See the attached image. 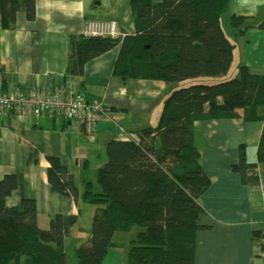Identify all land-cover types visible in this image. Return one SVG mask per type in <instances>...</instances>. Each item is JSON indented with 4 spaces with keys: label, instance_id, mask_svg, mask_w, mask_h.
<instances>
[{
    "label": "trees",
    "instance_id": "1",
    "mask_svg": "<svg viewBox=\"0 0 264 264\" xmlns=\"http://www.w3.org/2000/svg\"><path fill=\"white\" fill-rule=\"evenodd\" d=\"M37 1L0 0L3 28H13L19 13L33 21ZM229 4L230 0H131L135 34L71 35L67 72L82 78L89 62L119 47L113 75L124 83L155 80L172 85L227 74L235 49L222 24ZM247 20L233 16L231 25L244 34L252 27ZM259 29L264 30V21ZM221 118L263 121L264 75H253L242 65L235 78L170 91L157 125L108 142L96 188L88 181L80 193L64 161L48 157L52 190L73 197L79 215H56L47 229L38 224L34 198L7 205L19 179L5 175L0 180V264H67L65 241L90 204L96 207L90 237L75 249L77 264H102L115 234L134 227L142 230L131 241L129 264H194L197 232L206 229L199 223L205 209L198 199L211 185L201 165L194 124ZM245 150L240 147L232 170L244 185H257L256 164L247 161ZM258 161L264 162V132ZM191 179H197L194 185L188 183Z\"/></svg>",
    "mask_w": 264,
    "mask_h": 264
},
{
    "label": "crops",
    "instance_id": "2",
    "mask_svg": "<svg viewBox=\"0 0 264 264\" xmlns=\"http://www.w3.org/2000/svg\"><path fill=\"white\" fill-rule=\"evenodd\" d=\"M233 16L246 17L252 27L239 34L240 29L231 25ZM88 21H114L122 37L136 32L131 0H38L33 21L19 13L15 26L8 29L3 28L0 15L3 92L74 89L89 100H102L107 105L106 118L94 127L93 137L83 125L56 115L35 116L28 109L21 117L0 115V180L8 174H16L19 179L7 205L18 206L23 197L34 198L38 224L43 229L49 228L56 215H79L73 197L52 190L48 157L64 161L82 193L88 172L97 173L106 162L108 142L127 139L131 132L157 125L170 93V86L162 81L124 83L115 77L119 47L89 62L82 78L68 74L69 38L84 34ZM263 21L264 0H230L222 24L235 45L231 65V69L235 65L234 76L242 65L253 75H264V30L259 29ZM263 132L264 120L221 118L195 122V142L211 185L198 199L205 209L199 223L206 229L197 232L194 264H263L260 234H264V162L258 161ZM241 146L246 149L247 161L256 164L257 185H244L240 174L232 170L239 162ZM196 181L188 183L194 185ZM90 210L84 207L91 221ZM89 237L88 231L80 243Z\"/></svg>",
    "mask_w": 264,
    "mask_h": 264
},
{
    "label": "built area",
    "instance_id": "3",
    "mask_svg": "<svg viewBox=\"0 0 264 264\" xmlns=\"http://www.w3.org/2000/svg\"><path fill=\"white\" fill-rule=\"evenodd\" d=\"M84 34L112 38L122 35L118 24L114 21H88L85 24ZM27 109L35 116L47 113L81 124L91 137L94 127L107 115L105 101L89 100L86 95L74 89H61L49 93L39 88H29L5 93L0 88V115L16 114L21 117L25 115ZM261 243L260 257L264 264V238L261 239Z\"/></svg>",
    "mask_w": 264,
    "mask_h": 264
},
{
    "label": "rangeland",
    "instance_id": "4",
    "mask_svg": "<svg viewBox=\"0 0 264 264\" xmlns=\"http://www.w3.org/2000/svg\"><path fill=\"white\" fill-rule=\"evenodd\" d=\"M234 67H235V65L233 66L232 69L230 68V70L227 74H224V75H221L218 77L203 76V77L186 79V80H183L181 82L169 85L170 90L171 91L175 90V89L177 90L180 88L188 87L191 85H198V84L213 85V84H217L219 82H223V81L235 78L237 75L236 76L233 75ZM216 79H220V80H216ZM170 90H169V92H170ZM87 176H88V179L86 180V182H88V181L92 182L94 184L95 188L98 187L97 173H93L92 171H89ZM84 205H86V204L82 203V206H84ZM89 208L91 209L90 211H92V209H93V212H92V217H93L96 207L93 204H90ZM87 213H88V215H87ZM88 219H89V211H85L83 214V218H81L79 220L78 224L76 225V227L72 231V237L69 236L65 241L67 264H77L75 249L78 246H80V244H82V243H80L81 241H79V240H83L82 237H84L85 234H87V232L88 231L90 232V230H91L92 219H91V221ZM140 230H142V228L134 227L130 231L117 232L113 238L114 245L110 247L109 253L106 256V258L104 259L102 264H129L128 255H129V251L131 248V241L135 240V238H136L138 232H140ZM87 241H88V239L86 238L85 243Z\"/></svg>",
    "mask_w": 264,
    "mask_h": 264
}]
</instances>
